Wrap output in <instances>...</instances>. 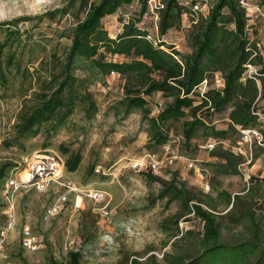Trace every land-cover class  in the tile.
<instances>
[{"label":"trees","instance_id":"trees-1","mask_svg":"<svg viewBox=\"0 0 264 264\" xmlns=\"http://www.w3.org/2000/svg\"><path fill=\"white\" fill-rule=\"evenodd\" d=\"M133 1L66 0L60 7L40 15H24L0 24V89L8 96L15 83L16 91L11 96L20 103L14 113L13 137L3 143L9 148L19 146L40 132L50 137L76 111L91 120L99 106L89 85L104 82L112 73L121 76L123 93L114 106L115 113L121 111L126 116L138 110L147 124L148 145L167 143L169 128L180 121L185 146H192L191 140L198 135L216 143L208 150L214 161L205 162L204 167L211 174L214 198L195 194L175 177L167 181L156 174H143L151 182L160 183L151 205L164 199L165 204L179 201L184 209L181 216L161 223L170 237L166 243L172 246L171 251L164 252L166 264H264V216L257 215L251 204L256 197L264 202V176H252L245 195L232 194L217 184L220 177L239 174L238 166L244 158L232 147L241 129L260 127L262 119L256 112H264L258 110V102L264 100V59L248 34L246 8L240 0H212L208 14L202 16L194 6L206 0H189L188 5L180 0H160L156 7V39L138 26L148 10V0H137L140 8L136 17L122 22V30L110 37L103 17ZM257 3L264 8V0ZM184 14L191 24L188 51L181 52L166 43L163 36L181 26ZM69 15L73 22L57 32L56 38L35 30L44 20L60 23ZM25 21H32L30 28L20 26ZM63 38L70 41L68 46L60 40ZM118 56L124 59L115 60ZM246 64L258 66L256 74L248 76ZM215 72L221 74L223 86L196 92L202 81ZM154 93H160L166 102L156 115H150L147 97ZM215 114L226 115L225 127L215 125ZM226 141L228 147L224 146ZM60 148L65 168L74 172L81 164V151L64 145ZM14 166L7 163L0 167V191ZM92 170L93 166L89 168ZM217 200L229 208L219 217L221 220L214 213ZM5 207L0 206V212L7 220ZM190 213L203 221L198 234L191 230L183 233L179 228L178 218ZM222 219L243 229L232 241L221 240ZM186 236L191 238L185 247L180 242ZM66 256L63 264H81L79 251L68 250ZM155 257L150 255L142 261L125 256L118 264H146Z\"/></svg>","mask_w":264,"mask_h":264},{"label":"rangeland","instance_id":"rangeland-1","mask_svg":"<svg viewBox=\"0 0 264 264\" xmlns=\"http://www.w3.org/2000/svg\"><path fill=\"white\" fill-rule=\"evenodd\" d=\"M65 1L0 0V24L24 15H40L60 7ZM180 1L185 5L189 2ZM159 2L160 0H148V10L138 22L139 27L156 39L158 23L156 7ZM247 2L251 6L250 10L246 9L248 34L264 59V8L263 14H260L253 9L258 0ZM211 3L212 0L197 3L194 9L197 14L206 16ZM139 8L138 1L134 0L130 5L120 7L116 13L103 17L102 23L109 36L115 37L122 30V22L136 17ZM181 21V26L169 30L163 36V40L173 45L176 50L186 52L191 21L185 14L182 15ZM71 22L73 18L70 15L63 18L60 23L44 20L35 30L42 31L47 36L54 35L56 38L57 32L71 25ZM31 24L32 21H25L20 26L30 28ZM53 30H56L55 34H52ZM60 40L66 46L70 43L65 38ZM55 42L56 40L53 44ZM114 59L123 60L124 57L118 56ZM257 67L253 65L248 73L254 74ZM206 82L207 85H201L196 92L223 86L219 72L212 74ZM122 84V77L112 73L105 77L104 82L96 81L89 85L99 106L98 112L91 120H87L81 112L76 111L68 122L50 137L40 132L38 136L24 141L23 144L10 148L6 147L3 141L13 137L12 130L16 121L14 113L20 103L16 97L11 96L16 91L15 83L14 90H11L8 96L2 94L0 89V167L7 163L16 165L9 172L4 188L0 191V206H6L7 200L12 199L15 211V224L1 248L0 264H63L68 250L80 252L81 264H118L125 256H134L145 261L150 255L156 257L147 260L146 264H166L163 255L164 252L171 251L172 246L166 243L170 237L161 228V223L174 216H181L184 209L179 201L165 204L164 199H157L151 205V199L156 197L160 190V183L151 182L143 174H156L167 181L175 177L195 194L204 193L215 197L210 185L211 174L204 169L205 162L214 161L206 148L208 140L198 135L191 140L192 146H185L180 121L174 122L169 128L167 143L159 146L148 145L147 124L146 121H142L138 110L126 116L122 115L121 111L120 114L115 113L114 106L123 93ZM147 99L151 109L150 115H156L166 102L160 93H154ZM258 110L264 111V100L258 102ZM226 118V115L215 114V125L225 127ZM259 126L264 135V119ZM61 145L74 151L78 149L81 151L80 166L74 172H70L64 165L62 173L63 181H72L79 187V191L66 192L65 187L56 184L48 186L44 191H39L31 185L7 187V180L10 178L18 182L24 178L26 160L35 150L44 148L52 150L64 162ZM228 145V141L224 142L225 147ZM152 152L163 161L157 170L150 172L144 164L142 168L136 166L137 162H144L146 154ZM169 153L173 155V162L167 164L164 158ZM242 156L244 162L239 165V174L220 177L217 181L220 189L232 194L245 195L244 189L250 183L251 177L259 179L264 176V146L258 143L244 144ZM189 161H193V167L189 166ZM91 166L93 170L89 171ZM91 188L106 193L105 201L90 200L82 194L84 189ZM63 194H66V200L61 204L59 211L43 219L46 206ZM104 204H107L108 216H103L100 212ZM251 204L257 215L264 216V202L260 198L256 197ZM202 205L207 209L206 205ZM216 205L214 213L217 219L221 220L219 217L229 208H225L221 200H217ZM2 216L3 213L0 212V228L6 221ZM222 221L220 228L222 241H232L243 230L241 226H235L226 219ZM178 222L183 233L185 230H191L193 234H198L203 225V221L193 213L179 217ZM25 224L30 226L32 234L38 241V248L32 252L21 246L20 238ZM189 238L191 237L186 236L180 244L186 247Z\"/></svg>","mask_w":264,"mask_h":264},{"label":"built area","instance_id":"built-area-1","mask_svg":"<svg viewBox=\"0 0 264 264\" xmlns=\"http://www.w3.org/2000/svg\"><path fill=\"white\" fill-rule=\"evenodd\" d=\"M240 4H242L247 10L251 7L247 0H240ZM255 11L257 10L258 13H262V8L259 4H255L253 6ZM247 70L246 73L248 76L251 77V73H248V70H251L253 65L246 64ZM256 74V70L254 72ZM207 82L204 79L202 81V85L206 86ZM256 114L260 117V119H264V115L261 113L256 112ZM252 143H258L259 145L264 146V135L262 133V129L259 127L253 128H244L240 130V137L235 141V145L232 147V150L235 153L243 154V146L244 144L251 145ZM215 141L208 140L206 143V148L208 150L212 149L215 145ZM173 155L169 153L165 158V163H172L173 162ZM163 163L162 160H159L158 157L154 152L146 154L143 163H138L136 166L142 168L143 164L148 169V171L153 172L157 170L161 164ZM26 168H25V175L24 178H21L20 182L17 180L9 179L7 180V187L8 188H19V187H26V186H33L39 191H44L48 186L56 184L59 186H63L66 188V192H76L79 191V187L72 182V181H63L62 173H63V160L62 158L55 152L49 149L44 150H35L29 155V158L26 160ZM242 164H240L241 166ZM189 166L193 167V161H189ZM239 168V166H238ZM206 188L208 185H205ZM87 196L90 200H94L97 202H104L107 198L106 193L96 190V189H84L83 193ZM81 195V194H80ZM79 196V195H78ZM66 200V194L63 196L58 197L54 202L50 203L46 206L45 213L43 219H46L50 216L55 215L59 209L61 208V204L64 203ZM100 212L103 216H108L109 210L107 208V204H104L100 208ZM7 214L6 223L0 228V251L1 248L9 234V232L13 229V225L15 224V211H14V203L12 199L7 200V205L4 210ZM22 236L20 238V242L22 246L29 250L33 251L38 248V241L36 240V236L32 234L30 226L27 224L23 225Z\"/></svg>","mask_w":264,"mask_h":264}]
</instances>
